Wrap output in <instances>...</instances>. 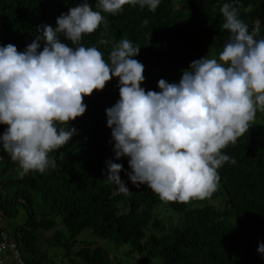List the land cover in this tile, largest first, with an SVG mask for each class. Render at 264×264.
Instances as JSON below:
<instances>
[{
    "label": "trees",
    "instance_id": "1",
    "mask_svg": "<svg viewBox=\"0 0 264 264\" xmlns=\"http://www.w3.org/2000/svg\"><path fill=\"white\" fill-rule=\"evenodd\" d=\"M83 2L0 0V46L12 44L25 51L41 26L55 28L61 14ZM87 2L101 12L106 25L83 35L80 44L97 47L106 61L112 45L122 39L139 46L133 58L144 65L145 91H160V79L179 83L194 60L219 58L230 38L220 12L224 3L237 9L250 33L259 26L256 39H264V0H160L155 12L137 4L125 5L116 14L103 12L98 0ZM145 19L147 25L142 24ZM59 39L76 47L63 35ZM100 39L108 44H100ZM43 46L41 41L39 50ZM118 85L113 77L103 90L84 98L83 116L58 125L77 131L49 154L55 168L21 177L18 163L0 145V229L15 236L27 264H49L47 244L66 248L71 264H263L253 239L264 241V123L254 120L235 144L223 149L236 163L226 162L218 169L222 208L204 204L208 198L167 202L177 214L167 224L157 212L164 201L147 185H134L128 178V158L115 157L106 109L119 100ZM6 128L0 125V135ZM108 161L123 166L119 175L130 195L118 192V186L106 179ZM18 218L22 222L10 230L9 222ZM86 229L128 250L119 256L103 245L81 241L79 235Z\"/></svg>",
    "mask_w": 264,
    "mask_h": 264
},
{
    "label": "clouds",
    "instance_id": "2",
    "mask_svg": "<svg viewBox=\"0 0 264 264\" xmlns=\"http://www.w3.org/2000/svg\"><path fill=\"white\" fill-rule=\"evenodd\" d=\"M137 4L155 12L160 0H98L97 7L116 14L125 5ZM220 12L230 38L219 58L192 61L179 83L160 79L158 92L141 87L144 65L133 58L140 47L130 40L114 43L107 61L97 47L80 44L83 35L106 25L87 0L61 14L55 28L41 26L25 51L12 44L0 46V125L7 126L0 145L18 163L20 176L57 166L49 154L77 131L58 125L83 116L84 98L116 77L120 98L106 109L107 126L115 157L128 158L129 180L147 185L164 202L209 198L219 185L218 169L236 163L223 149L248 131L258 110L264 112V39H256L259 26L250 33L230 3ZM60 35L76 47L62 43ZM107 164L106 179L130 195L119 175L123 166ZM257 251L264 254V243Z\"/></svg>",
    "mask_w": 264,
    "mask_h": 264
},
{
    "label": "rangeland",
    "instance_id": "3",
    "mask_svg": "<svg viewBox=\"0 0 264 264\" xmlns=\"http://www.w3.org/2000/svg\"><path fill=\"white\" fill-rule=\"evenodd\" d=\"M255 121L260 122V123H264V112H261L258 110L256 113ZM220 191H221V188L218 186L217 190L215 191L218 195H216L215 197H209L208 199L205 200L204 204H210V205L214 206L215 208H222L223 196L220 194ZM157 212L159 214H161V217L164 218V221L167 224L174 222L177 218V214L175 213L173 208L167 202L160 204V206L157 209ZM21 213H25V210H22ZM22 220H23L22 218L11 220L9 222V227H10L9 229L12 230L14 228H17L18 225L22 222ZM24 220H25V216H24ZM79 237H80L81 241L83 239L90 241V243L93 246L103 245V246L107 247V249H109L110 252H112L113 254H115V252L117 251L119 256H123L125 254V252L128 250V246L118 248V247H116V245L112 241L98 237V236H95L87 229L84 230L79 235ZM253 243H254L255 249L257 250L259 244L264 243V241H263V238L258 236V237L253 239ZM45 248H47V251L45 253H46V255L49 256L47 259L50 258L49 264H71L70 260L68 262V259L65 255L66 248L54 247V246H51L48 244ZM64 256L66 257L65 260L63 258ZM136 256L137 255H134V256L128 255V257H136ZM262 256L264 258V254H262Z\"/></svg>",
    "mask_w": 264,
    "mask_h": 264
},
{
    "label": "built area",
    "instance_id": "4",
    "mask_svg": "<svg viewBox=\"0 0 264 264\" xmlns=\"http://www.w3.org/2000/svg\"><path fill=\"white\" fill-rule=\"evenodd\" d=\"M0 264H27L26 252L15 236L5 229H0Z\"/></svg>",
    "mask_w": 264,
    "mask_h": 264
}]
</instances>
